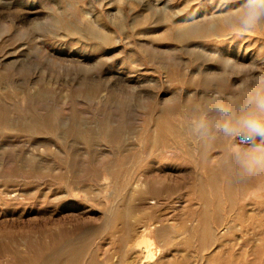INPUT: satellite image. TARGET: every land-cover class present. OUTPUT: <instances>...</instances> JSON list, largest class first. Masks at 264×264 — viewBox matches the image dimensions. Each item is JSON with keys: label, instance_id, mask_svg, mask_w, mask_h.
<instances>
[{"label": "rangeland", "instance_id": "rangeland-1", "mask_svg": "<svg viewBox=\"0 0 264 264\" xmlns=\"http://www.w3.org/2000/svg\"><path fill=\"white\" fill-rule=\"evenodd\" d=\"M223 7L0 0V264H264V175L183 129L211 81L264 71V29L189 27Z\"/></svg>", "mask_w": 264, "mask_h": 264}, {"label": "clouds", "instance_id": "clouds-1", "mask_svg": "<svg viewBox=\"0 0 264 264\" xmlns=\"http://www.w3.org/2000/svg\"><path fill=\"white\" fill-rule=\"evenodd\" d=\"M223 15L198 23L191 17L193 31L223 26L240 34L264 29V0H240L228 10L232 0H220ZM158 67L178 66L172 57H160ZM185 134L198 145L201 155L217 146L223 147L219 164L236 183L244 184L264 175V71L245 76L236 88L226 91L215 81L198 101L183 106Z\"/></svg>", "mask_w": 264, "mask_h": 264}]
</instances>
